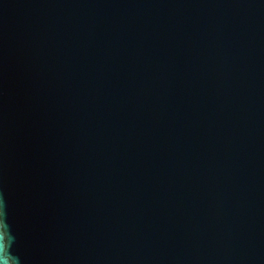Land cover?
Segmentation results:
<instances>
[{
  "label": "water",
  "instance_id": "obj_1",
  "mask_svg": "<svg viewBox=\"0 0 264 264\" xmlns=\"http://www.w3.org/2000/svg\"><path fill=\"white\" fill-rule=\"evenodd\" d=\"M0 264H264V0H0Z\"/></svg>",
  "mask_w": 264,
  "mask_h": 264
}]
</instances>
